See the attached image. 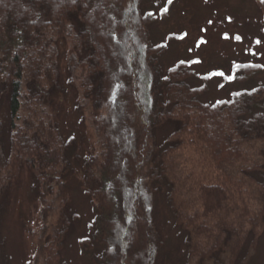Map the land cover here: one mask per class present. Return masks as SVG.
Wrapping results in <instances>:
<instances>
[{"label":"trees","instance_id":"obj_1","mask_svg":"<svg viewBox=\"0 0 264 264\" xmlns=\"http://www.w3.org/2000/svg\"><path fill=\"white\" fill-rule=\"evenodd\" d=\"M142 3L0 0V218L12 163L26 164L41 208L37 263L65 264L61 249L78 219L67 194L76 159L95 211L80 241L91 264H158L164 185L194 264H246L264 239V84L203 101L208 78L190 81L192 62L160 68L165 46L152 43ZM65 43L78 112L85 119L91 102L98 111L90 116L98 151L85 159L50 110L63 92ZM233 69L247 81L262 66ZM55 214L59 229L48 222ZM3 249L0 235L7 264Z\"/></svg>","mask_w":264,"mask_h":264},{"label":"rangeland","instance_id":"obj_2","mask_svg":"<svg viewBox=\"0 0 264 264\" xmlns=\"http://www.w3.org/2000/svg\"><path fill=\"white\" fill-rule=\"evenodd\" d=\"M142 8L152 17L148 26L152 43L165 46L159 59L160 68L165 72L179 62H192L198 77L190 81L199 85L208 78L203 101L227 99L235 91L264 84V0H143ZM68 46V43L62 44L63 92L53 101L50 110L65 134L75 138L77 152L85 159L98 151V138L90 121V116L98 111L91 102L86 104L85 119L78 112L80 89L66 81L71 76ZM240 62L260 64L262 70L247 81L235 80V75L244 73L233 69ZM74 165L76 170L68 180L67 194L68 206H72L78 219L66 236L62 259L65 264H91L81 253L80 241L89 235L88 226L94 221L95 211L83 194L80 162L75 159ZM11 172L9 200L4 198L6 210L0 218L3 251L7 264H39L37 234L42 217L35 179L26 164L15 160ZM160 193L155 215L164 244L158 264H194L187 253V234L175 225L168 208L165 185ZM48 222L58 229L62 226L57 214ZM246 264H264V239Z\"/></svg>","mask_w":264,"mask_h":264},{"label":"snow or ice","instance_id":"obj_3","mask_svg":"<svg viewBox=\"0 0 264 264\" xmlns=\"http://www.w3.org/2000/svg\"><path fill=\"white\" fill-rule=\"evenodd\" d=\"M169 2H170V0H169Z\"/></svg>","mask_w":264,"mask_h":264}]
</instances>
